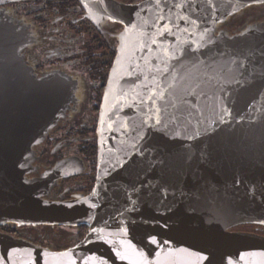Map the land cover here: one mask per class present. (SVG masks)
<instances>
[{
  "label": "water",
  "instance_id": "1",
  "mask_svg": "<svg viewBox=\"0 0 264 264\" xmlns=\"http://www.w3.org/2000/svg\"><path fill=\"white\" fill-rule=\"evenodd\" d=\"M80 1L123 26L94 187L45 201L60 167L27 178L69 83L33 75L20 55L24 33L0 15V226L87 232L62 251L0 232V264H264V236L231 231L264 227V31L218 30L264 0Z\"/></svg>",
  "mask_w": 264,
  "mask_h": 264
},
{
  "label": "flooded vegetation",
  "instance_id": "2",
  "mask_svg": "<svg viewBox=\"0 0 264 264\" xmlns=\"http://www.w3.org/2000/svg\"><path fill=\"white\" fill-rule=\"evenodd\" d=\"M114 1L136 4L143 0ZM0 15L24 33L25 45L20 55L33 75L37 78L53 75L69 83L65 113L43 140L32 146L33 161L27 178H42L59 166V177L49 185L42 199L59 202L85 197L95 183L100 107L123 26L102 14L90 16L80 0H0ZM239 17L245 18L239 31L249 27L264 31V3L235 13L218 30L225 29L229 35L237 33L231 29L230 21ZM36 226L6 224L0 226V232L52 251L76 245L87 232L85 226H75L77 231L82 230V236L77 234L75 243L67 248L53 249L26 230ZM257 234L264 236L261 230Z\"/></svg>",
  "mask_w": 264,
  "mask_h": 264
},
{
  "label": "rangeland",
  "instance_id": "3",
  "mask_svg": "<svg viewBox=\"0 0 264 264\" xmlns=\"http://www.w3.org/2000/svg\"><path fill=\"white\" fill-rule=\"evenodd\" d=\"M248 14L251 15V12ZM247 14V15H248ZM244 20L245 18H237L232 21H230L231 29L233 31L239 33L240 29L244 27ZM225 30V29H224ZM227 31V30H225ZM228 32V31H227ZM235 33V34H237ZM229 34V33H228ZM234 35V34H233ZM236 231L240 232H259L260 230L264 233V227H259V226H250V225H242V226H237L233 228ZM26 230H30V232L35 236V238H38L40 242L43 245L48 246L49 248H67V246H70L72 243H75V239L77 234L81 237V231H77V227H48V226H41L37 225L36 227H30L27 228ZM73 246V245H72Z\"/></svg>",
  "mask_w": 264,
  "mask_h": 264
},
{
  "label": "snow or ice",
  "instance_id": "4",
  "mask_svg": "<svg viewBox=\"0 0 264 264\" xmlns=\"http://www.w3.org/2000/svg\"><path fill=\"white\" fill-rule=\"evenodd\" d=\"M165 30H166V31L168 30L167 27H165ZM153 43H156V41L153 40ZM173 58H175V57H173ZM226 114H228V113H226ZM157 123H159V121H157Z\"/></svg>",
  "mask_w": 264,
  "mask_h": 264
}]
</instances>
